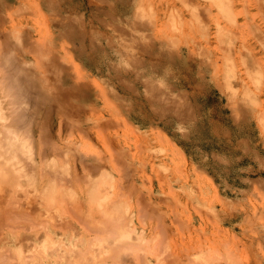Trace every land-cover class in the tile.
Returning a JSON list of instances; mask_svg holds the SVG:
<instances>
[{"label":"rangeland","instance_id":"rangeland-1","mask_svg":"<svg viewBox=\"0 0 264 264\" xmlns=\"http://www.w3.org/2000/svg\"><path fill=\"white\" fill-rule=\"evenodd\" d=\"M89 1L0 0V47L1 43H6L10 49L14 46L17 58L27 61L33 84L31 90L23 84V95L27 94L23 100L26 105L28 102L27 107L23 104L27 109L24 113L26 129H23L28 130V122L36 148L44 135L50 134L56 139L61 151V154L54 153L58 154L57 163L67 158L65 164L72 176L68 175L62 186L67 178H73V188L80 197L75 206L82 216L87 215L88 212H84L89 207L85 203L87 172L81 164L94 162L103 166L112 178L108 177V181H112L110 190L108 185L105 187L111 195L108 206L130 201L137 231L145 229L144 242L140 243L138 235L119 232L122 230L119 224L115 223L112 229L108 224L113 221L106 223V218L91 211L90 216H84L86 221L90 219L87 223L84 217H78L80 212L76 215L75 208L63 204V212L69 210L66 215L70 214L66 219L82 234L79 238L84 239L81 243L77 241L78 236L74 239L84 256H78L81 260L77 256L73 258L85 260L89 255L86 252L91 250H86L87 247H93L89 243L106 229L101 239L113 248H109L110 245L102 249L99 256L104 258L90 259V255L87 257L90 262L82 264H264V16H261L264 13H258L253 0H248L245 6L247 16H244L245 11L241 12L242 0L232 7L237 24L248 17L253 25L262 29L263 41L257 42L251 28L248 27L249 33L243 24L235 28L220 19L221 24L234 31V50L232 46L228 49L235 55H229L215 38L212 22L221 17L216 16L217 9L211 8L210 0H198L205 13L197 18L189 13L182 0H151L154 16L143 22L144 25L147 22L148 34L135 28V23L139 22L135 13L150 0L149 3L145 0ZM62 6L67 12L60 10ZM173 6L182 16L176 14ZM206 6L210 7L209 11L204 10ZM171 13L174 15L169 16ZM188 18L192 25L186 21ZM173 19L182 24V31L173 29ZM151 21L155 24H148ZM165 21L169 29L163 26ZM187 25L193 28L194 37ZM194 25L199 26L201 32L198 27L195 30ZM161 26L168 32L159 29ZM208 26L209 36L203 31ZM155 27L158 28L153 29ZM160 31L173 36L175 43L157 33ZM178 33L184 38L178 37ZM189 40H196L190 57ZM158 41L166 43L165 48H159ZM145 49L152 54V60ZM240 49L245 51L242 55ZM36 51L42 57H37ZM168 52L174 58L167 56ZM177 53L179 56L175 55ZM224 54L227 57L222 56ZM255 57L257 62H254ZM213 61L217 64L216 75H213ZM135 73L138 74L136 80L130 77ZM81 84H87L86 88L79 90L77 87ZM87 93L92 99L98 98L99 106L95 109L101 111L95 110L96 115L103 114L108 125L89 129V135L84 136L80 135L74 119L79 107L88 100ZM98 93L101 96H97ZM37 96L41 99L35 100ZM102 98L105 100L100 101ZM84 104L87 107V102ZM3 107L11 110L8 101L3 102ZM88 107H91L89 103ZM114 107L115 111L120 109V114ZM28 116H34L35 120L29 123ZM97 116L99 119L100 115ZM93 117L96 116L93 114ZM97 155L103 158L94 159ZM144 207L147 210H142L144 215H141L139 212ZM76 217L80 221L74 220L78 219ZM77 221L82 222L81 227ZM83 227L89 228L91 234L86 229L83 231ZM108 237H114L117 243L112 240L109 244ZM68 238H65L66 244L71 239ZM85 239L87 243L90 240V246L85 244ZM73 258L71 261L61 259L57 264L77 263ZM54 260L51 258L49 263Z\"/></svg>","mask_w":264,"mask_h":264},{"label":"bare ground","instance_id":"bare-ground-1","mask_svg":"<svg viewBox=\"0 0 264 264\" xmlns=\"http://www.w3.org/2000/svg\"><path fill=\"white\" fill-rule=\"evenodd\" d=\"M90 1L92 2V0H90ZM95 1L96 0H94V2ZM145 1L147 2L148 0H145ZM210 1H212V2H210ZM210 1H208V2H210L209 5L211 4V6H212L211 8L216 7V9H217L216 12L218 14H216V16L218 15V17L219 16L221 17V18H217L216 16H214L215 19L216 18L217 19L215 20V22L211 21L212 23H215L214 34L216 36L215 35L214 36L217 39L218 44H220V47L221 46L224 47L229 52L228 53L229 55L234 53L232 51V50H234V44L232 43V41L234 39V37H233L234 31L231 30V28L224 26L223 23L221 24L220 19L221 20L225 19L226 22H228V25L229 24H230V26L235 25L234 26L235 28L237 25L242 26V24H243V27L245 26L246 28H248V27L251 28L253 36L256 38V39L254 38L256 40V42H257V40L260 41L263 39L261 37H262V33H263L264 29L262 31V29L257 24H256V26L253 25L251 19L249 20L248 17L245 18V21L243 23H239L240 25L237 24L236 15L233 12L232 7H233V4L234 3L237 4L239 0H210ZM253 1L257 7L258 13L260 15H261V13H264V0H253ZM142 2H143V0H142ZM146 2L144 5H146ZM247 2H248V0H242L240 2L242 13H244V11H245V6H246ZM105 3H107V2H105ZM148 3H149V1H148ZM182 3L187 7V9L190 10L189 13L191 15H193L194 18H195V16L197 18L200 14L205 13V12H203V9L200 7L198 0H182ZM156 4H157V2H156ZM46 5L48 6L49 3L47 2ZM96 9H97V11L101 12V10L99 8H96ZM205 9H208V11H209L210 7L206 6L204 8V10ZM60 10L62 12H67V8L65 6L60 7ZM173 10L176 11V14L178 16L181 15L180 10L178 8H176V6L175 7L173 6ZM205 11H207V10H205ZM206 13H209V12H206ZM246 13H247V10L245 11L244 16H247ZM258 13H257V15H258ZM209 14L213 15L212 11H210ZM132 15H134V13ZM172 15H174V14L171 13L169 16H172ZM257 15H255V16H257ZM260 15H259V17L264 16L263 14L261 16ZM152 16H154V10L152 8V2L150 0V3L148 5H146V7H143L142 5H140L137 13H135V17L139 21V22L135 23V25H136L135 28L141 30L143 33L148 34V32H146L147 31V26H146L147 22L145 23V25L143 24V22L145 19L150 20V18ZM205 16H207V15L205 14ZM204 17L199 18V19L202 20ZM173 18H174V16H173ZM209 18H210V16H209ZM188 19H186V21H190V24H191L190 18H188ZM211 19H213V18H211ZM262 19H260V20L262 21ZM168 20H166V21L168 22ZM192 20L194 21V19H192ZM152 21L148 24H155V21H154V23ZM166 21H165V23L163 22L164 25L163 24H161V25L165 26V24L167 23ZM175 21H177V19L173 21L172 27H173V29L178 30L177 32H179V30L182 29V24L179 25V24L175 23ZM186 21H185V24H186ZM181 22H184V21H181ZM90 23H91V21H90ZM207 23H208V21H207ZM157 24L159 25L160 23H157ZM185 24H184V26H185ZM194 24L197 25V23H194ZM133 25H131V26H133ZM205 25H207V24L205 23ZM163 26H161L159 29L165 31V29L167 27H169V26H167V27L165 26L166 28L162 29ZM187 26H189V25H187ZM153 27H154V25H153ZM190 27L191 26H189L187 28V29H189L188 32H192L193 28L192 27L190 28ZM197 27H198V31L201 32V28L199 30V26H197ZM197 27H195V25H194L195 30H197L196 29ZM150 28H152V26L149 27V29ZM157 28L158 27H155L153 29H157ZM249 28H248V31H249ZM167 29H169V28H167ZM167 29H166V31H167ZM209 30H210V28L208 26L203 31L206 32V34H208V36H209L210 35ZM156 31H158V30H156ZM152 32H154V31H152ZM197 32L195 31V33H197ZM200 32H199V34H201ZM250 32L251 31H249V33ZM157 33H161V31L157 32ZM174 33H176V32H174ZM181 33H180V35L183 34V33L182 34ZM161 34H164V33H161ZM171 34H173V32H171ZM192 34H193V36L192 35L191 36L194 37L193 32H192ZM164 35H166V32ZM185 35H187V34H185ZM166 36L168 37L169 41H171L173 44L175 43V38H172L173 36H171V35H170L171 37H169V35H166ZM166 36H164V37L166 38ZM187 36H190V35H187ZM174 37H176V36H174ZM178 37H180L179 33H178ZM180 38H184V35L181 36ZM195 39L198 40L197 38H195ZM196 40H195V42H192L194 40H192V41L189 40V42H187L188 57L192 56V55L189 56V53L191 52V50H192V53L194 52V50L192 49V46H193V44L196 43ZM204 40H205V37H204ZM177 43H179V42H177ZM1 44L4 45V47H6V48H2L3 47L2 45L0 47V48H2V50H0V264H57V262L60 261L61 259L71 261L73 256H77V258H78V256L81 255L80 253H82L81 249H79V247H77L76 243L74 242V239L78 236L77 241H79L80 243L84 239H82L81 237L79 238V236L82 234L80 232L76 231L73 223L70 222V220L66 219L68 216H70V214H68V216L66 215V212L69 210H67L66 212H63V210H65L63 208V204H67V207L69 206V208H75V210H73V211L77 215L80 211H78V208H76L75 205L77 204L78 200L80 201L79 193L73 188V184L75 183V182L73 183V178H70V179L67 178L68 180L66 179V181H64L65 184L63 183L64 186H62L63 180L69 175L68 174L69 168L65 164V161L68 159L62 158V162H63L62 163L61 159L59 157L60 162L57 163L58 160H57L56 156L58 154L55 156L54 153L59 152L61 154V151L59 150L58 146H56V143L54 141L55 138H53L50 134H47L48 135L47 137L45 135H44L45 137L42 135L43 138H40V142L42 141V143H41L42 145L41 144L38 145L39 147L40 146H42V147L36 148L34 145L35 142H34L33 133H32L31 128L28 127V122H27V129L28 130H24V129H26L25 128L26 127V124H25L26 115L24 113H26L25 109L28 105V102L26 105L25 104L26 102L23 100L24 97L27 95L26 93H25L26 95L24 94L25 96L23 95V93H24L23 84L26 83L27 87L30 90L33 89V84H32V80H31V76H30L31 73H29L27 68H26L27 61H24L21 58L20 59L17 58V54L15 52L14 46H11L12 48L10 49V47L5 46L6 43H4V44L1 43ZM157 44H158L159 48H161V47L165 48L166 43H164L163 41H161V42L158 41ZM180 44L183 45V43H180ZM167 45H168V43H167ZM178 45L179 44H177V45L175 44V46H178ZM182 45H180V46H182ZM168 46H170V45H168ZM231 46L233 48L230 51L228 48H230ZM241 46L245 47L246 45L241 43ZM220 47H218V48H220ZM220 50L222 52V48H220ZM162 51H163V49H162ZM180 51H179V53H180ZM239 51L241 52L240 53L241 55L245 52L244 50H243L244 52L241 51V49ZM36 52L37 53H35V54L37 57L41 56V54H39L40 53L39 51H36ZM145 52H146V54L149 55L150 59L152 60L153 56L150 53V51L145 49ZM161 52H159V53H161ZM176 52H177V50H176ZM249 52H251V51H249ZM171 53H174V52H171ZM175 55L179 56L178 53ZM234 55H235V53H234ZM154 56H156V55H154ZM167 56L170 57L169 52H168ZM194 56H195V54H194ZM222 56L227 57L225 54ZM222 56H221V59H222ZM170 58H169V60H170ZM172 58H174V57H172ZM181 58H182V56H181ZM226 60L228 61V58H226ZM254 62H257V58L255 59ZM213 63H214V61H213ZM219 63H221V62H219ZM216 65L217 64L215 62L213 70H214V68H216ZM217 70H218V67H217ZM216 74H217L216 70H214L213 75H216ZM137 75L138 74L135 73V74H133V76H130V77H132L136 80V79H138ZM81 85H79L77 87L79 90H82L87 84H81ZM165 88L166 87H164V89ZM100 90L102 91V89H100ZM159 90H157V91H159ZM168 90H169V88H168ZM166 92H168V91H166ZM159 93H162V92H159ZM169 94H170V91H169ZM87 95H88V97H87L88 100L83 102V105L79 107V110L76 113L77 119H74V121L76 123L78 122L77 129L82 133L80 135H84V136L89 135V131H90L89 129L101 128L103 126L108 125L107 119L105 120V119H103L104 117H102L103 114L101 115V113H98L100 115V118L97 119L98 114L96 115V111L98 109L96 110L95 108H97L99 106L98 105V102H99L98 98L92 99L90 94L87 93ZM97 96H101V93H100V95L98 93ZM38 98L41 99V96H37L35 98V100H37ZM104 100L102 98V100H100V101H104ZM4 101H8L10 107H11L10 104H12L11 110L8 109V111H7L3 107ZM86 102H87V107L84 104ZM88 103L91 106L90 108L88 107ZM23 104L26 105V107H23ZM104 104H105V102H104ZM21 106L23 107L24 111L21 108ZM7 107H8V105H7ZM30 109H32V108H30ZM115 109H117V108L114 107V111H115ZM12 110H13V112H12ZM99 110H98V112H99ZM105 110H107V109H105ZM9 111H11V112L8 114ZM30 111L33 112L32 110H30ZM118 111H115V112L119 113ZM126 111H129V109L126 108ZM93 114L96 116L95 119L93 117ZM125 115H127V114H125ZM29 118H31V119H28L29 123L30 122L32 123L35 120L34 116L29 117ZM23 127H24V129H23ZM23 131H25L27 133H23ZM43 134H45V133H43ZM57 150H59V151H57ZM65 152H68V151H65ZM66 154H68V153H66ZM97 156H95L94 159H96V158L98 159L99 156L98 157ZM37 157H38V159H37ZM100 157H101V155H100ZM102 158H99L98 160L100 161V159H102ZM94 159H93V161L96 162V160H94ZM91 160H92V158H91ZM24 161H26V163H28V165L26 164L27 167L24 165L25 164ZM84 163H85V161H84ZM84 163L81 164V166L83 165L84 166V167L82 166L83 170L84 171L86 170V172H87V174H85V179H84V183L86 184V187H87V191L85 190V192H86L85 193V195H86L85 203L87 204L86 207L87 206L89 207V208L87 207L89 210L87 209L88 211L86 210L84 213L86 214V212L89 213V211H91L92 213L94 212V213L98 214V216L100 215L99 216L100 218L102 216V219H104V220L106 218L107 221L106 220L104 221L106 223H108L109 221L110 222L113 221L114 223H111L108 225H112V227H113V226H115L114 224L117 223L116 226L119 224V226H121V229H122V230L120 229L121 231L118 230L119 232H121V233L123 232V234L125 233L126 235H131V234L138 235L139 238L137 237V241L140 243L144 242L145 229L142 227L141 229H139L140 230L139 232L137 231V229L134 225V220H133L134 219V213H133L131 207L129 206L130 201H126V202L119 201L118 203L115 202V203H112L110 206H108L109 199H110L111 195L108 192V190H105V187L108 185L107 186V188H108L112 185L111 184L112 181L111 182L108 181V177H110V175H108L107 171L103 168V166H99L97 164L95 165L94 162H92V165H91V163L88 165L87 162L85 163L87 165H84ZM62 164H64V165H62ZM83 170H82V172H83ZM90 171H92V172H90ZM95 171L97 172V174L95 173L96 175L94 174V176H91L90 173L92 174ZM70 177H72V176H70ZM77 177H79V176H77ZM74 180H75V178H74ZM110 180H112V178ZM59 181L61 182V185L58 186ZM79 192H80V190H79ZM140 199H142V197H140L139 200ZM143 201H144V199H142V202ZM142 206L140 205V207H142ZM77 207H79V206L77 205ZM145 209L147 210V208L144 207L143 209H141L140 212H139L140 209H138V212L140 214L143 213V215H144V212H142V210L144 211ZM70 212H72V211H70ZM88 213H87V215H84V216H88V215L90 216V214H88ZM80 214H81V212L78 215H80ZM145 215L147 216V213H145ZM81 216H82V214L78 217H81ZM84 216H82V217H84ZM61 217L63 219H61ZM78 217H76V218H78ZM140 217L142 220V216H140ZM145 218H143V219H145ZM85 219L86 218L84 217L83 220H85ZM91 219H94V218H92V216H91ZM74 220L80 221L79 218L74 219ZM88 220H90V219H88ZM86 222L84 223V225H86ZM91 222L92 221H90L89 223H91ZM104 222L102 224L103 226H104ZM81 223L78 222L79 226ZM93 223L94 222H92L91 224H93ZM140 223H143V222L140 221ZM94 225H95V223H94ZM94 225H92V226H94ZM139 225L142 226V224H139ZM96 226H94V227H96ZM94 227H92L93 228L92 230H94ZM86 228H84L83 231ZM99 228L101 229L103 227L102 226L100 227V225H99ZM88 229H86V230L88 232H90ZM112 229H114V227ZM86 230H85V232H86ZM95 230L97 231V229H95ZM108 231H109V228H108ZM118 231L116 233H119ZM92 232L94 233V231H92ZM98 232L99 231H97L96 234H98ZM104 232H106V229L104 230ZM104 232H101V235ZM111 233H113V232L111 231ZM89 234H91V232ZM108 234H109V232H108ZM98 235H100V234H98ZM104 235L105 234H103V236ZM67 236L69 238H71L68 244L65 243V238ZM100 236L95 237V235H94L96 240H94L95 242L91 241L92 243H89L92 237L90 238L89 241H88L89 238L87 239L88 243L90 245H93V247H87V249H86V250H88V248H91V250H92V253L90 252L91 250L86 252L89 254V255L87 254L88 258L91 255L90 259H93V258L96 259L99 255H102V253H103V252H101L102 249L108 248L111 245L110 244L111 241L114 239V237H113V239H110L112 237H110V238L108 237V239H110V242H109L110 245L107 246L108 244L106 245L104 240L101 239L104 237H102V236L100 237ZM106 236H108L107 233H106ZM98 237H100V239H97ZM69 238H68V240H69ZM95 238H93V239H95ZM108 241H107V243H108ZM115 241H117V240H115ZM115 241H114V243H117ZM88 243L86 242V239H85V244L89 245ZM105 245L107 247H105ZM112 246L113 245H111L109 248H111ZM83 250H85V248H82V251ZM87 257L83 261H80L81 258H78V259H80L79 261H78V259H75V258H73V260L75 259L74 261H77V263L75 262V264H79L81 262L82 263H85V262L88 263V261L90 262V260H87ZM99 257L102 258L103 256H99ZM3 258H5V260L1 261V260H3ZM43 258H48V259L43 260ZM51 258H55V260H54L55 262L49 263ZM58 258H60V259L58 260ZM91 262H93V261H91ZM67 263H69V261H67ZM71 263H73V262H71ZM71 263H69V264H71Z\"/></svg>","mask_w":264,"mask_h":264}]
</instances>
